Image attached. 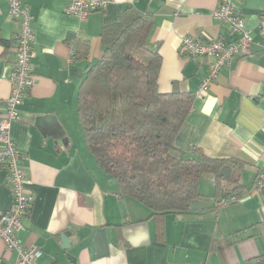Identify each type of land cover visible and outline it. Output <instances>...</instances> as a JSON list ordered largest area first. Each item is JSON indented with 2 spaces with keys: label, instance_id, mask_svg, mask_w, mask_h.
I'll use <instances>...</instances> for the list:
<instances>
[{
  "label": "crops",
  "instance_id": "0c3cea01",
  "mask_svg": "<svg viewBox=\"0 0 264 264\" xmlns=\"http://www.w3.org/2000/svg\"><path fill=\"white\" fill-rule=\"evenodd\" d=\"M24 2L34 18L35 83L11 133L23 155L26 191L34 196L18 236L24 247L41 251L36 264H252L264 255V193L254 191L264 167V52L258 29L264 0L238 1L253 37L251 49L237 54L201 98L196 94L212 58L191 59L180 45L186 36L227 42L238 37L214 19L219 0H113L85 19L67 13L68 0ZM131 6L152 15L151 49L163 61L160 92H171L175 83L195 95L175 138V155L193 157L197 149L230 161L220 184L225 196H237L221 205L224 195L209 175L199 183L198 201L211 206L166 215L162 231L147 207L121 197L89 152L78 117L80 83L104 54L102 29ZM19 30L8 2L0 0V109L12 90ZM12 204L8 174L0 168V213ZM63 235L70 240L67 249ZM16 259L17 252L0 241V264Z\"/></svg>",
  "mask_w": 264,
  "mask_h": 264
},
{
  "label": "trees",
  "instance_id": "16d2710c",
  "mask_svg": "<svg viewBox=\"0 0 264 264\" xmlns=\"http://www.w3.org/2000/svg\"><path fill=\"white\" fill-rule=\"evenodd\" d=\"M152 29V15L132 6L103 27L104 54L80 83L78 117L89 152L116 181L121 197L147 207L162 231L166 215L193 213L199 183L209 175L227 203L237 196H225L220 184V172L230 161L197 149L193 157L175 155L174 141L195 95L175 83L171 92H160L163 61L151 49ZM254 262L264 264V255Z\"/></svg>",
  "mask_w": 264,
  "mask_h": 264
},
{
  "label": "built area",
  "instance_id": "2783aa9c",
  "mask_svg": "<svg viewBox=\"0 0 264 264\" xmlns=\"http://www.w3.org/2000/svg\"><path fill=\"white\" fill-rule=\"evenodd\" d=\"M11 19L19 22L20 30L15 36L16 60L10 68L9 82L12 90L10 96L0 109V168L8 174V185L12 193L13 204L10 210L0 213V241L9 251L17 252L13 264H36L41 256L38 249L24 247L18 234L23 230V218L30 212L34 196L27 192V174L22 161L23 155L12 138V125L19 120V106L35 83V69L32 63L35 31L34 18L30 7L24 0H6ZM113 0H68L67 13L85 19L90 13L106 9ZM239 0H219L213 13L215 20L223 24L228 31L238 37L231 42L222 38L199 40L192 36L181 40V53L191 59L211 57L208 72L203 78L200 90L196 94L201 98L210 89L220 71L230 65L239 53H249L252 45L251 31L246 28L245 20L238 8ZM260 46L264 52V17L259 23ZM254 191H264V167L257 175ZM221 205L226 200L219 202Z\"/></svg>",
  "mask_w": 264,
  "mask_h": 264
},
{
  "label": "water",
  "instance_id": "95a60500",
  "mask_svg": "<svg viewBox=\"0 0 264 264\" xmlns=\"http://www.w3.org/2000/svg\"><path fill=\"white\" fill-rule=\"evenodd\" d=\"M230 171V168L228 167H224L221 172H220V176L221 177H227V174L229 173ZM113 182H116L114 179H113ZM211 204L209 203H206V202H203V201H194L191 205V209L194 210V211H198V210H204V209H207L208 207H210ZM120 207H121V210L126 213V206H125V203L124 201H121L120 202ZM62 239H63V248L64 249H67L70 247V240L69 238L67 237V235H63L62 236ZM255 263V262H254Z\"/></svg>",
  "mask_w": 264,
  "mask_h": 264
}]
</instances>
